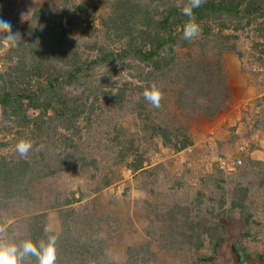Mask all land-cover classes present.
I'll list each match as a JSON object with an SVG mask.
<instances>
[{
    "label": "rangeland",
    "instance_id": "rangeland-1",
    "mask_svg": "<svg viewBox=\"0 0 264 264\" xmlns=\"http://www.w3.org/2000/svg\"><path fill=\"white\" fill-rule=\"evenodd\" d=\"M188 4L0 0L17 34L0 94L52 84L49 108L0 107V245L54 237V264H264V0Z\"/></svg>",
    "mask_w": 264,
    "mask_h": 264
},
{
    "label": "clouds",
    "instance_id": "clouds-1",
    "mask_svg": "<svg viewBox=\"0 0 264 264\" xmlns=\"http://www.w3.org/2000/svg\"><path fill=\"white\" fill-rule=\"evenodd\" d=\"M203 2L204 0H189V4L182 9L183 15L193 18V9L199 8ZM199 31L200 29L196 23H187L183 29V38L185 40L193 39L198 35ZM0 32H6V35L0 38V43H11L12 46H15V38L17 34L13 33L12 25L9 21L0 18ZM143 95L146 101L152 103L154 107H159L160 93L158 90L155 88L151 91L146 90ZM30 147L31 144L29 142L22 141L16 145V150L23 156L27 153ZM54 245V237H49L47 245L41 242L39 245V252H37L36 247L30 241L22 243L19 249L16 245H0V264H23L24 258L29 255H36L39 264H54Z\"/></svg>",
    "mask_w": 264,
    "mask_h": 264
},
{
    "label": "trees",
    "instance_id": "trees-1",
    "mask_svg": "<svg viewBox=\"0 0 264 264\" xmlns=\"http://www.w3.org/2000/svg\"><path fill=\"white\" fill-rule=\"evenodd\" d=\"M253 8L255 10L259 9L255 5L253 6ZM233 10H236V7H234ZM156 52L157 51H154V52H152V53H150L148 55H145L143 58L150 59L151 57L154 56V54ZM40 64L41 63L39 62V65ZM34 74L36 76H38L39 75V71H35ZM29 77H27V79H29ZM19 78L21 79V83L26 85V86H27V83L28 84L30 83L29 80L25 81V77L20 76ZM33 78L34 77L31 76L30 79L32 80ZM57 79L58 78H56L55 81ZM6 85L1 88L4 92L2 94H0V107L3 109L4 114L7 113V112H10V114L12 116L21 117V115H22V113L24 111V106H26V108H31V109H34V110H39L41 108L46 109V108L50 107V104L48 103L49 101L46 102V103H43V102H45V100L47 99V96L49 95L48 92H49L52 84H50L48 92L47 91L45 92V90L43 88H39L36 91L31 89V87H30V89H21V88L18 87V85L14 86L13 91H7L6 90V87H7ZM50 91H52V89ZM42 94H44V95L41 96ZM45 96H46V98L43 100V97H45ZM25 101H27L26 104H25ZM63 110H64V108H63ZM63 110L61 112H63ZM179 143L182 144V146L180 148H184L188 144H190L189 139H185V140H183V142H179ZM4 174H5V171H4Z\"/></svg>",
    "mask_w": 264,
    "mask_h": 264
},
{
    "label": "crops",
    "instance_id": "crops-1",
    "mask_svg": "<svg viewBox=\"0 0 264 264\" xmlns=\"http://www.w3.org/2000/svg\"><path fill=\"white\" fill-rule=\"evenodd\" d=\"M263 155H264V153H263ZM261 160V159H260ZM262 161H264V159H262ZM133 245H137V244H139V243H132ZM132 246V245H131ZM123 255V254H122ZM124 256V255H123ZM121 257V255H117V262H124V261H126V257Z\"/></svg>",
    "mask_w": 264,
    "mask_h": 264
},
{
    "label": "built area",
    "instance_id": "built-area-1",
    "mask_svg": "<svg viewBox=\"0 0 264 264\" xmlns=\"http://www.w3.org/2000/svg\"><path fill=\"white\" fill-rule=\"evenodd\" d=\"M187 151H190V149H188ZM237 166H238V167L241 166V161L234 162V163L232 164V168H230V171L236 169Z\"/></svg>",
    "mask_w": 264,
    "mask_h": 264
}]
</instances>
